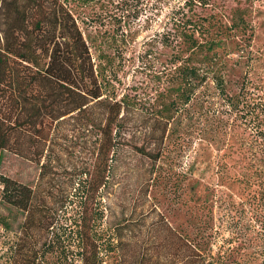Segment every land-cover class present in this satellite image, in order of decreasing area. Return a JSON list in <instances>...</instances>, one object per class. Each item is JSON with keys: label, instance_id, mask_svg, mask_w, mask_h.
Returning a JSON list of instances; mask_svg holds the SVG:
<instances>
[{"label": "trees", "instance_id": "obj_1", "mask_svg": "<svg viewBox=\"0 0 264 264\" xmlns=\"http://www.w3.org/2000/svg\"><path fill=\"white\" fill-rule=\"evenodd\" d=\"M208 4L209 0H184L189 9ZM202 19L207 24L190 17L183 22L180 43L158 72L168 83L158 92L162 103L154 99L145 109L133 110L127 95L114 94L106 63L91 52L93 44L83 36L66 0H0V163L5 154H12L44 172L55 160L51 155L57 141L70 132L83 130L93 139L88 171L93 174L72 193L76 204L71 226L58 219L70 204L68 195L59 200L40 198L27 184L0 175L5 264H156L145 254L127 252L115 229L104 222L106 173L116 167L123 143L136 136L143 141L136 151L156 163L161 149L148 147L168 135L172 113L185 105L202 108L205 100L199 96L210 90L228 106L224 111L234 116L232 126L241 128L240 144L261 162L253 172L264 171V88L250 85L245 74L236 94H230L225 87L226 60L219 54L224 52L223 42L238 37L232 30L246 24L239 19L223 25L213 19L219 26L213 28L212 22ZM195 113H189L190 127L200 120ZM226 125L220 118L218 127ZM253 198L256 206L264 205V192ZM261 218L254 221L264 229V215ZM165 229L170 235L165 241L166 264L224 263L201 249L203 235ZM258 264H264V239Z\"/></svg>", "mask_w": 264, "mask_h": 264}, {"label": "rangeland", "instance_id": "obj_2", "mask_svg": "<svg viewBox=\"0 0 264 264\" xmlns=\"http://www.w3.org/2000/svg\"><path fill=\"white\" fill-rule=\"evenodd\" d=\"M66 2L83 36L92 42L91 52L100 54L106 63L114 94L127 95L133 110L145 109L154 99L162 103L158 92L168 83L158 72L169 62L173 46L175 52L179 45L188 17L199 25L207 24L202 18L223 25L243 20L245 27L240 24L232 30L238 37L228 38L223 42L224 52L219 51L227 64L225 87L236 94L246 74L250 85L264 88V0H209L205 7L190 9L184 0ZM213 24V28L218 26ZM214 94L210 90L199 96L205 100L202 108L185 105L172 113L168 135L148 147L161 149L156 163L136 151L143 144L136 136L123 143L116 167L106 173L104 222L115 229L127 252L166 264L165 241L170 235L165 226H169L203 235L201 249L213 258L220 256L223 264L259 263L264 229L254 220H262L264 205L256 206L253 196L264 192V171L253 172V166L261 162L253 160L240 144L241 128L232 126L234 116L224 111L228 106L221 105ZM193 110L200 120L190 127ZM220 118L227 123L224 128L218 127ZM86 134L77 130L57 141L51 155L55 160L44 172L31 161L5 154L0 175L27 184L40 198L59 200L68 195L70 204L58 219L71 226V208L76 204L72 193L93 174L88 172L93 139ZM5 248L7 243L0 237V264H5Z\"/></svg>", "mask_w": 264, "mask_h": 264}]
</instances>
